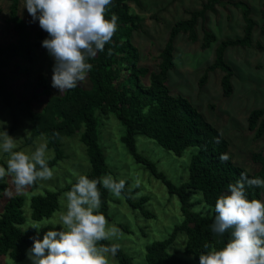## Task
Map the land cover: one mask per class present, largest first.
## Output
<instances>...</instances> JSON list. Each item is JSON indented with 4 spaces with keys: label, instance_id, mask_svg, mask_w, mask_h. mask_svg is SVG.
Listing matches in <instances>:
<instances>
[{
    "label": "trees",
    "instance_id": "16d2710c",
    "mask_svg": "<svg viewBox=\"0 0 264 264\" xmlns=\"http://www.w3.org/2000/svg\"><path fill=\"white\" fill-rule=\"evenodd\" d=\"M20 0H9V7L5 23L11 26L16 33L14 42L0 44V107L11 106L14 95L6 81V68L8 60L22 56L31 62L33 48L44 50L42 41L46 32L42 29L32 33L19 17L18 8ZM139 0H113L108 17L118 15V30L111 43L105 45L103 52L88 62L93 65L88 73V87L78 84L75 89L69 90L60 96L52 95L53 87L51 78L39 75L32 94L24 99L27 107L26 114L29 120L30 133L26 137V144H31L38 137H44L52 157L48 160L49 167L62 161L66 154L63 151L62 140L78 135L79 142L85 147V154L91 170L86 175L90 179L100 178L111 173L106 164L104 152L99 144L100 116L113 114L124 127L121 138L127 152L136 163L160 180L167 188L170 195L179 199L181 221L174 225L171 233L162 240H157L145 248V264H199V256L208 251L203 246L208 244L217 249L225 246L230 233L224 236H215L211 225L215 218V201L227 191L230 183L240 179L241 173L249 178L264 179V152L252 155L253 163L258 165V170L251 173L233 163L228 152V141L220 131L208 122L190 101L181 96H173L167 86L168 73L174 67V41L183 33L189 41H197L195 28L198 21L203 19L207 12H214L219 0H205L198 10L187 11V19L176 22L170 30L167 42L158 56L156 70L139 66L137 49L131 43L134 31L142 28L141 19L129 10L130 2ZM244 18V33L241 38L223 41L216 51L214 62L207 67L199 81L201 89L214 70L223 72L221 88L224 96L233 92L231 79L232 68L225 62L224 53L230 46L248 47L252 45V32L255 23L251 19L250 9L242 7ZM264 15V6L261 9ZM264 33V24L260 27ZM203 43L201 49H206L214 41V35L203 28ZM256 47L263 50L258 42ZM111 49V54H109ZM148 77V84L144 79ZM38 89L46 96L38 110L31 109L33 102L38 101ZM248 131L254 133L256 139L264 140V108L252 110L248 116ZM57 134V135H54ZM144 135L154 140L165 150L175 156H181L187 148H196L191 156L186 182L176 185L168 180L157 169L156 163L149 157L137 151L136 136ZM220 137V143H215V138ZM229 154L230 159L221 162L220 155ZM37 183L31 186L35 188ZM101 191L100 211L108 220L111 219L108 207L109 191L99 186ZM7 189L6 177L0 179V194ZM131 191L125 187L122 195L133 209H140L146 218H153L154 214L144 208L147 198L138 201L131 200ZM200 195L198 203L208 207V211L194 210L195 200L190 194ZM249 199H260L264 202V188L251 187L247 189ZM59 194L45 192L30 198V219L40 222L48 219L59 208ZM24 198L21 195L10 197L0 211V256H8L13 261H22L27 255L26 251L33 245L30 237L37 232L26 223L24 213ZM57 225L45 224L41 226L39 239H43L44 232L57 228ZM125 231L126 227L120 226ZM185 236L184 256L172 252L170 246L179 233ZM103 244L115 243L102 241ZM115 259L119 264H135L133 258L122 247L119 248Z\"/></svg>",
    "mask_w": 264,
    "mask_h": 264
},
{
    "label": "rangeland",
    "instance_id": "374dc122",
    "mask_svg": "<svg viewBox=\"0 0 264 264\" xmlns=\"http://www.w3.org/2000/svg\"><path fill=\"white\" fill-rule=\"evenodd\" d=\"M205 0H139L130 2V13L141 19L142 28L134 31L131 43L137 49L139 66L156 70L158 56L168 40L173 25L187 19V11L198 10ZM264 0H219L214 12H207L203 19L198 21L195 28L197 41L192 43L186 34H179L174 41V67L168 73L167 86L173 96H181L190 101L203 117L216 127L228 141V152L235 165L251 173L258 170V165L253 163L254 153L264 152V140L256 139L254 133L248 131V116L252 110L264 108V33L260 27L264 24V15L261 9ZM9 0H0V44L14 42L16 33L11 26L5 23ZM242 7L250 9V16L255 23L252 32V45L248 47L230 46L225 50L224 60L232 68L233 77L231 84L233 92L224 96L221 88L223 72L219 69L209 72L205 85L200 89L199 81L207 67L215 60L216 51L220 44L226 40L241 38L244 33V18ZM19 17L27 25L30 32L41 29L38 20L33 22L26 8L24 0L19 1ZM203 28L211 32L215 39L208 48L201 49L203 43ZM46 38L48 33L46 32ZM263 46V50L256 47V43ZM53 59L47 49L33 48L31 62L17 56L8 60L6 81L10 87L14 100L11 106L0 107V122H6L0 130L16 138L15 150L31 153L40 143H45L44 137H38L31 144H26V137L30 133L29 120L26 114L27 107L24 99L31 96L39 75L46 78L52 77ZM148 84V77L144 80ZM88 87L89 82L79 83ZM38 101L33 102L31 109L38 110L46 96L38 89ZM57 89L52 95L60 96ZM99 144L104 152L106 164L111 169L115 179H125L126 187L131 191V200L138 201L147 198L144 208L154 214L153 218H146L140 209H133L121 194L116 198L109 192L108 207L111 219L109 225L115 224L122 232L119 243L132 258L135 264H145V248L150 243L167 237L175 224L182 219L180 202L176 196L168 193L166 186L154 178L143 165L135 162L127 152L121 138L124 127L113 114L100 116ZM78 135L62 140L63 151L66 157L54 165V176L51 180L38 181L35 188H28L23 194L15 191L12 178L6 176L7 189L0 194V211L6 201L16 195L24 198V213L26 223L29 225L43 226L45 224L59 225V217L65 210L66 200L64 194L70 190L79 175H86L91 167L85 154V147L79 142ZM137 151L149 157L156 163L157 169L176 185L188 179V167L192 154L196 148H187L181 156L162 148L154 140L144 135L136 136ZM49 159L52 151L48 149ZM8 155L0 150V166L7 167ZM106 175V174H105ZM104 176V175H103ZM139 180L140 187H135ZM45 192L59 194V208L48 219L33 222L30 219V198ZM195 200L194 210L208 211L205 204L198 203L200 195L190 194ZM120 226H124L125 231ZM185 236L181 232L170 246V250L181 257L184 256ZM111 264H119L110 257ZM0 264H31L26 257L22 261H13L8 256H0Z\"/></svg>",
    "mask_w": 264,
    "mask_h": 264
},
{
    "label": "clouds",
    "instance_id": "9594fccd",
    "mask_svg": "<svg viewBox=\"0 0 264 264\" xmlns=\"http://www.w3.org/2000/svg\"><path fill=\"white\" fill-rule=\"evenodd\" d=\"M111 6L113 0H24L33 22L38 20L40 28L48 33L42 47L54 61L51 86L59 93L85 81L93 67L88 61L111 43L119 20L115 13L107 18ZM5 124L0 122V127ZM15 140L6 130H0V150L8 155L7 167L0 166V179L11 177L16 193L23 194L38 181L51 180L54 170L49 167L46 142L29 154L14 151ZM215 143H220L219 136ZM229 159L227 153L220 155L221 162ZM100 185L119 198L126 181L111 174L94 179L79 175L64 194L66 206L59 217L60 226L45 231L42 240L41 226L32 227L37 234L30 237L33 245L26 251L31 264H111L110 257L116 256L120 245L101 242L119 240L122 232L115 224L110 226L100 211ZM135 187H140L139 180ZM251 187L264 188V179L241 173L240 179L230 183L215 201L211 231L218 237L230 233V238L219 249L205 244L208 251L200 254L199 264H264V202L249 199L247 189Z\"/></svg>",
    "mask_w": 264,
    "mask_h": 264
}]
</instances>
